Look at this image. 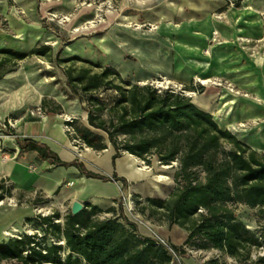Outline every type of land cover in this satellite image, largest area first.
I'll use <instances>...</instances> for the list:
<instances>
[{"label":"trees","instance_id":"trees-1","mask_svg":"<svg viewBox=\"0 0 264 264\" xmlns=\"http://www.w3.org/2000/svg\"><path fill=\"white\" fill-rule=\"evenodd\" d=\"M226 2L220 11L230 6L239 7L243 0ZM49 49V46H36L25 52L1 48L0 80L15 71L21 61L33 55L44 56ZM89 63L100 70L81 68L75 73L73 68H67L64 72L75 96H89L88 124L107 134L115 150L112 165L115 167L122 151L142 159L155 155L161 164L174 161L179 164V186L169 198L135 200L141 213L162 210L170 227L176 224L187 232L183 245L171 243L175 251L183 255L184 246L194 245L247 259L251 248L263 247L256 233L237 219L235 207L245 204L264 217V154L250 149L228 129H222L211 113L197 107L183 92L135 83L124 79L114 68ZM101 91L117 93L108 119L96 112L101 111L99 107L93 108L101 104ZM202 91L203 87L199 92ZM41 111L55 115L62 111V106L44 97ZM5 124L8 125V121ZM67 124L72 126V122ZM75 131V137L87 147L95 151L108 148L104 138L91 129L76 128ZM16 143L21 152L35 151L40 160L51 165L75 167L88 178L121 181L123 187L127 185L126 179L117 177L116 173L105 176L88 170L76 159L62 160L49 145L39 140L16 137ZM201 171L203 177L199 176ZM7 182L8 179L0 177V200L12 195L14 187ZM100 213L112 215L99 219ZM61 218L62 223L55 222ZM36 219L43 234L24 232L0 242V263L174 264L173 256L164 246L140 234L137 224L126 216L121 204L119 210L115 206L103 210L87 203L78 214L69 210L62 215L57 211L47 216L38 215ZM33 220L27 218L26 222ZM51 235L56 240L49 242ZM61 241L64 243L60 244ZM253 264H264V256H259Z\"/></svg>","mask_w":264,"mask_h":264},{"label":"rangeland","instance_id":"rangeland-1","mask_svg":"<svg viewBox=\"0 0 264 264\" xmlns=\"http://www.w3.org/2000/svg\"><path fill=\"white\" fill-rule=\"evenodd\" d=\"M3 2L6 3L4 11L2 10ZM252 2L257 4L260 0H252ZM169 3L170 0H0V33L5 34V43L9 44L12 39L19 37L26 30L28 34L34 36V39L26 43V46L21 45L23 44L21 43L19 47H31L34 44L28 51L36 46L50 47L46 55H33L21 62H25L24 65H26L27 69L33 72L32 81L35 92L40 90L42 93L50 95V97L56 96L59 101L53 100L64 104L65 108L62 107V111L58 115L62 119L63 129L68 139L67 146L73 154L74 160L82 162L87 167L93 168V170L101 171V168L97 164L94 163L93 165L91 163L89 157L83 156L87 152V146L75 137L76 128L91 129L104 138L109 149L115 150L108 141L105 132L95 129L88 124L87 109L89 108V102L91 103L89 96L83 94L81 97L75 96L67 85L64 71L67 68H73L75 73L81 68H89L94 72L100 70L89 62L113 68L111 65L106 64L105 55L106 36L111 27H127L135 30L138 29V31H155L158 26L162 27L170 21L166 14L161 13L159 15L157 13L161 9L160 7L169 5ZM242 9H244V12L239 15L238 23L240 27H243L241 38L248 40L247 43L242 44L251 47L255 45V42H262L263 44L259 47L257 55H253L249 50L244 49V46L240 43L239 46H236V49L242 51L241 61H243L244 66L235 70V74H237L235 83L226 79H220L217 81L219 85H212L217 90L214 108L211 110L214 113L217 106L220 105L219 103L221 102L225 88L232 89L238 93L241 101L244 103H253L255 99L260 100V97L264 98V12L260 14L262 20L258 21L259 15L254 12L251 13V11L245 12V7ZM249 26H252L250 35ZM22 38L25 39V37ZM217 43V47H220L218 41ZM249 60H251V64ZM145 84H152L159 89L172 86L175 90L181 91L185 95H192L193 92L200 93L201 87H203V91L207 87L203 86L199 79H194L190 85L175 82L170 78L169 74L164 73L152 76ZM115 96H117L115 91H101L99 95L101 104L93 107H99L101 111L96 112L105 119L109 117V109L113 104ZM252 106L257 108L260 118L254 121L239 118L237 123L254 129L259 124L264 123V109L260 104H252ZM50 107L53 108V105L51 104ZM39 112L37 109H30L28 111V118L39 116ZM68 117L72 120L70 131L66 127ZM10 121L15 122L13 118ZM4 125L3 128L5 129L6 126L4 127ZM220 127L227 129L224 126ZM252 137L255 138L256 134H253ZM246 144L250 149H253L248 143ZM226 147L230 148V145L226 144ZM262 149L263 151L260 153L264 154V147ZM91 150L100 156L101 151ZM125 152L122 151V155H125ZM136 158L140 167H146L148 171H144L146 178L143 182H137L136 185L130 186V189L125 190L117 198V201L112 202V206H115L119 210L121 204L126 216L133 222L137 221L142 229L147 225L144 219L151 220L157 226L168 225V221L162 216V210L150 209L143 214L137 210L135 200L144 202L146 197L169 198L171 193L179 186V179H177L179 164L177 161L170 164H161L155 155L145 159ZM164 166H168V168H164ZM158 174H164L170 177V179H157L156 176ZM199 176L203 177L202 171L199 173ZM111 182L118 183V181ZM9 184L7 182V185ZM154 184L160 188L156 189ZM66 185L67 182L53 195H47L37 189L21 190L14 188L11 196H5L0 200L2 201L0 210L3 217H5L4 223L6 225L4 227L8 228L11 222L14 223L12 217L9 216L10 211L17 212V231L12 236H6L7 240L17 237L24 232L29 234L38 232L42 235L39 220L36 219L38 215L47 216L57 211L64 215L71 210L73 200L76 198L81 203L87 204V196L69 195L63 197L62 193ZM199 212H202V210H199ZM235 213L237 219L256 233L264 245V217L258 215V210L250 208L245 204H239L235 207ZM138 215L144 217L143 221L142 217ZM110 216V213H100L99 219ZM27 218H33L34 220L26 222ZM55 222L62 223L63 219H57ZM164 238L172 243L167 237ZM52 239L56 240L53 235L48 237L49 242ZM183 244L184 242L181 245ZM186 248V253L176 258L174 264H253L263 253L261 247H253L250 249V255L247 259L244 257L237 259L215 248L202 249L194 245H188ZM0 264H7V262L2 261Z\"/></svg>","mask_w":264,"mask_h":264},{"label":"crops","instance_id":"crops-1","mask_svg":"<svg viewBox=\"0 0 264 264\" xmlns=\"http://www.w3.org/2000/svg\"><path fill=\"white\" fill-rule=\"evenodd\" d=\"M243 2L239 7L230 6L220 11L226 6V0H170L169 5H164L157 11L159 15L166 14L170 21L162 27L158 26L155 31L111 27L106 36V64L111 65L124 79L142 84L159 73L169 74L175 82L188 85L194 79L202 80L205 77L234 82L237 79V76L234 80L232 78L235 70L244 66L241 61L242 51L236 49V46L241 44V27L238 23L240 13L236 11L244 7ZM249 30L250 35L252 26H249ZM21 35H23L21 38L16 37L7 44L4 42L5 34L0 33V49L28 51L34 44L25 48L19 46L21 43L26 46L25 44L34 39V36L28 34L26 30ZM216 40L220 44L219 53L214 50L218 45ZM208 59L210 65L206 66L205 61ZM24 63L20 62L15 71L0 80V177L8 179L14 188L37 189L47 195L57 193L67 182L63 197L87 196L86 203L102 209L112 206V202L125 190L130 189V186L145 180V174L137 172L126 155L117 158L114 167L112 156L115 151L109 148L101 151L100 156L95 153L89 156L91 163L97 164L101 171L93 170L86 165L85 167L105 176L116 173L117 177L126 179L125 187L121 181L114 183L88 178L75 167L66 169L51 165L48 161L40 160L35 151L21 152L16 137L39 140L49 145L62 160L67 162L74 160L67 146L68 139L63 124L59 123L62 121L60 115H48L41 111L44 97L59 100L56 96L50 97L40 90L34 91L33 72L29 71ZM249 63L251 64V60ZM212 85L214 84H203L207 86L205 91L193 92L191 98L193 99V94L204 95L203 99L194 100V103L200 109L214 115V111L211 110L214 108L217 90ZM60 104L65 108L62 102ZM30 109H37L40 115L28 118ZM12 118L16 123L14 127L5 124ZM86 178L90 181V186H85L83 179ZM75 200L79 201L77 198L73 201ZM9 216L14 221L9 227L12 224L16 226L17 212L11 210ZM140 217L143 221L144 217ZM4 218L0 210V242L7 240L2 232L6 228ZM144 222L147 225L142 229L135 221L143 236L153 238L161 235L175 245H181L187 238V232L177 225L157 226L147 219H144Z\"/></svg>","mask_w":264,"mask_h":264},{"label":"bare ground","instance_id":"bare-ground-1","mask_svg":"<svg viewBox=\"0 0 264 264\" xmlns=\"http://www.w3.org/2000/svg\"><path fill=\"white\" fill-rule=\"evenodd\" d=\"M243 6L246 7L245 12H249L252 11L255 14L259 15L258 16V21H261L262 18L260 17V14L264 12V1L260 0V2H258L257 4H254L252 2V0H244L243 2ZM6 9V3L3 2L2 5V10L4 11ZM236 12H239L240 14L244 12V9H237ZM243 30V27L240 28V31ZM21 35H19L18 38H20ZM241 44L242 43H247L248 40L244 39V38H240ZM262 42H255V45L253 47L249 46V45H243L244 49L249 50L250 53H252L253 55H257L256 53L259 50V47L262 45ZM215 52L219 53L220 52V47L214 48ZM207 56L209 57L208 52ZM206 66L210 65L209 63V59L205 61ZM237 75H233V80L235 79ZM231 79V77H229ZM217 79H211L209 77H205L201 80L202 83H204L205 85H211V84H218ZM199 98L203 99L204 95H198V94H193V99L192 101L194 102L197 100H200ZM240 95L236 92H234L232 89H227L225 88L223 90V95L221 97V102L219 103L220 105L217 106V109L214 113V118L215 121L217 122V124L219 126H224L226 127L228 130H231L232 132H234L238 138L246 143H248L254 150L257 151H263V147H264V123L263 124H259L256 128L251 129L248 127H245L242 124H238L237 120L239 118L245 119V120H249V121H254L256 119L260 118V113L257 110V108L253 107L252 104H260L262 105V108L264 109V98L260 97L259 99H255L253 100V103H244L243 101H241L240 99ZM60 125H62V121L59 122ZM256 134V137L253 138L252 135ZM87 152H85L83 154V156L85 157H89L91 155H94V152L90 149L86 147ZM125 155L127 157V159L130 160V163L134 164V168L137 172L139 173H144V171L146 170V167H140L138 164V159L132 155L129 154L127 152H125ZM164 168H168V166H164ZM148 172V171H147ZM157 179L163 180V179H167L169 180L170 177L164 175V174H158L156 176ZM85 186L88 185L90 186V181L88 180V178L83 179ZM156 189H159L160 187L156 184H154ZM10 202H12V200H10ZM2 204V201H0V205ZM17 231V227L12 224L10 227L8 228H4L3 229V235L4 236H12L13 233ZM61 243H63V241H61Z\"/></svg>","mask_w":264,"mask_h":264},{"label":"built area","instance_id":"built-area-1","mask_svg":"<svg viewBox=\"0 0 264 264\" xmlns=\"http://www.w3.org/2000/svg\"><path fill=\"white\" fill-rule=\"evenodd\" d=\"M200 82H201V80H200ZM201 83H202V82H201ZM202 84H204V83H202ZM216 85H219V83L216 84ZM156 88H157V87H156ZM166 88H174V87H172V86H168V87H166ZM166 88H165V89H166ZM31 113L33 114V112H31ZM68 122H72V120H71L70 117H68V118H67V121H66V127H67L68 131H70L71 125H68V124H67ZM8 124H9L11 127H14V126H15V122L13 123V122L9 121ZM4 127H5V125H4ZM111 215H112V214H111ZM153 239L156 241V243H157L158 245H162V246H164V247L169 251V253L173 256V259H174V260H175L176 258H179V257H180V255L175 251V249L172 247L171 243H170L166 238H164V237H162V236H160V235H156L155 237H153ZM261 248H262V250H263V253H261L260 256H264V248H263V247H261ZM185 250H187L186 246H185Z\"/></svg>","mask_w":264,"mask_h":264},{"label":"water","instance_id":"water-1","mask_svg":"<svg viewBox=\"0 0 264 264\" xmlns=\"http://www.w3.org/2000/svg\"><path fill=\"white\" fill-rule=\"evenodd\" d=\"M145 84V83H143ZM187 96L191 97V94H186ZM214 121H215V118H214ZM216 122V121H215ZM217 123V122H216ZM233 135H235L236 137H238L234 132H232L231 130H229ZM254 150V149H253ZM257 151V150H255ZM257 152H261V151H257ZM84 208V204L81 203L80 201H73L72 203V206H71V212L72 214H78L80 211H82V209ZM64 243V242H63ZM63 243H60V244H63Z\"/></svg>","mask_w":264,"mask_h":264}]
</instances>
